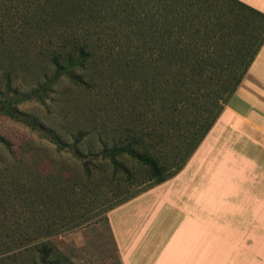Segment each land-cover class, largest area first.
<instances>
[{"label":"rangeland","instance_id":"374dc122","mask_svg":"<svg viewBox=\"0 0 264 264\" xmlns=\"http://www.w3.org/2000/svg\"><path fill=\"white\" fill-rule=\"evenodd\" d=\"M95 1L99 2L88 0V8H95ZM100 2L108 8L115 4L124 10L126 7L128 13L114 14L111 9L97 19L93 13L87 22H79L63 18V11L58 12L51 4L35 17L27 1L0 0V20L10 26L6 28L5 39L0 41V98L3 94H15L24 99L18 104V119L0 114V136L7 141L0 142V264H29L30 257H34L35 264L40 263L27 250L21 260L20 257L12 260V255L42 239L54 245L58 264H122L107 221L108 208L148 186L146 168L128 155L118 157L130 168L132 179L121 173L113 179L109 170L87 175L82 162L105 167L106 162L112 161L102 157L101 148L123 137L135 135L150 141L152 127L167 110L144 97L149 96L151 88L147 85L141 88L142 69L138 64L127 68L126 56L106 45L94 32L95 21L119 24L123 20L149 18L153 21L150 29L155 27L162 32L172 26L174 34L188 39L184 51L212 48L202 42L208 35H213V40L220 35L231 36V22L236 18L246 21L250 30L259 26L257 17L229 0ZM192 24H200V29ZM263 24L260 25L264 30ZM192 40H197L198 45ZM74 42L86 43L92 54L83 71L86 86L71 83L64 75H55L51 62L54 51ZM214 48L229 51L233 46L229 43ZM49 79L53 83L42 99L34 95L29 98ZM173 139L171 134L165 143L168 154L176 143ZM45 162L53 164V173L62 175L55 177L60 179L59 186L67 187L64 196H55L53 205L41 203L35 210L29 200L37 201V197L31 196L27 188L15 190L10 178L16 182L32 176L38 178ZM34 210L40 212L41 225L47 220L52 224L54 234L48 237L37 234L39 225L28 222ZM18 233L22 238H18ZM25 234H30L26 241ZM260 260V250L254 249L251 264H261Z\"/></svg>","mask_w":264,"mask_h":264},{"label":"trees","instance_id":"16d2710c","mask_svg":"<svg viewBox=\"0 0 264 264\" xmlns=\"http://www.w3.org/2000/svg\"><path fill=\"white\" fill-rule=\"evenodd\" d=\"M25 1L28 2L27 7L34 11L35 17L38 13H43L38 12L39 10H46L50 4L58 12L63 11V18L70 17L79 22H87L93 13L97 19L99 15H106L111 9L114 14L128 13L126 7H124V10L115 4L112 8H108L100 0H98L99 2L95 1V8H88V0ZM232 1V3L238 4L257 17L259 26L255 30H250L246 21L236 18L237 20L231 22V36L220 35L216 40H213V35L205 37L202 42L207 46L212 45L213 47L210 49L184 51L183 46L188 45V39L180 34H174L172 26L168 31L165 28L162 32H159L155 27L150 29L153 21L151 19L149 21V18L139 19L138 21L123 20L119 24L116 23L117 25L115 22L102 23L101 21H95V24H93L94 32L100 35L106 45L115 47L126 56L127 68L135 67L133 64H138L142 69L139 83L142 85L141 88L145 85L150 86L151 90L148 95L152 99L147 95L144 97L150 103H153V100L156 104L160 103V108L167 110L166 115H162V118H159L160 120L157 121V118L154 117V122L157 121V123L150 131V141L148 138L135 135L130 138L128 136L123 137L115 144L111 146L104 145L101 148L100 154L102 157L109 158L112 161L106 162L105 167L95 164V162H82L87 175L91 176L97 171L105 172L109 170V177L113 179H116L119 173L124 174L129 180L132 179L130 168L118 160V157L128 155L136 161L135 163L146 168L148 186L131 193L126 198L117 200L108 208L109 210L178 173L240 85L264 42V30L260 25L263 24L264 15L236 0ZM108 19L112 21V18ZM8 25L3 24L0 20V41L5 39L4 34ZM192 25L198 29L201 26L200 24ZM214 26L216 24L212 28ZM204 27L209 28L208 24H205ZM8 29H10V26ZM227 37H231L229 39L232 42L228 41ZM193 42L198 45L197 40ZM78 43L74 42L62 46L59 51H54L51 62L55 75H64L71 83L86 86L83 71L92 54L86 43ZM229 43L233 46V49H229V51L214 48ZM52 83V79H49L29 98L34 95L42 99L44 91L46 92ZM21 101H24V99L18 97V95L3 94L0 98V114L18 119V104ZM171 134H173V140H176V143L170 149L171 154H168L164 146L169 141ZM79 139L80 136L76 137L75 141L78 142ZM0 142L6 143L7 141L0 136ZM48 163H43L44 167L39 170L41 175L38 178L32 176L28 180L18 182L10 178L11 184L16 185L15 190L23 191L24 188H27L31 196L37 197V201L34 199L29 200L30 206H34L35 210L41 203L50 202L53 205L52 202H56L55 196H64L63 192L66 191L67 185L59 186L60 179L55 178H60L62 175L53 173L55 167L52 166L51 162V164ZM89 163L92 164V167L88 165ZM24 183L26 184L24 185ZM35 210L31 214L29 224H38L39 226L35 231L42 237L54 234L52 224H48L47 220L41 225V219L38 220L40 212H35ZM29 235L25 234L23 239L26 241ZM18 238H22L20 233H18ZM18 238L14 237V239ZM25 250L30 251L32 257L34 254L38 258L40 262L38 264H58V253L48 239L39 240L30 248L14 252L12 260H17ZM33 259L30 257L29 264H35Z\"/></svg>","mask_w":264,"mask_h":264},{"label":"crops","instance_id":"0c3cea01","mask_svg":"<svg viewBox=\"0 0 264 264\" xmlns=\"http://www.w3.org/2000/svg\"><path fill=\"white\" fill-rule=\"evenodd\" d=\"M263 134L264 42L184 167L108 211L121 263L264 264Z\"/></svg>","mask_w":264,"mask_h":264},{"label":"built area","instance_id":"2783aa9c","mask_svg":"<svg viewBox=\"0 0 264 264\" xmlns=\"http://www.w3.org/2000/svg\"><path fill=\"white\" fill-rule=\"evenodd\" d=\"M262 143L264 144V134L262 136V139H261Z\"/></svg>","mask_w":264,"mask_h":264}]
</instances>
